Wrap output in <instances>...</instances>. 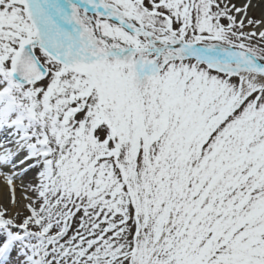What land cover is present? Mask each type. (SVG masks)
I'll return each mask as SVG.
<instances>
[{
  "label": "snow or ice",
  "instance_id": "obj_1",
  "mask_svg": "<svg viewBox=\"0 0 264 264\" xmlns=\"http://www.w3.org/2000/svg\"><path fill=\"white\" fill-rule=\"evenodd\" d=\"M0 182V264H264V0H0Z\"/></svg>",
  "mask_w": 264,
  "mask_h": 264
},
{
  "label": "bare ground",
  "instance_id": "obj_2",
  "mask_svg": "<svg viewBox=\"0 0 264 264\" xmlns=\"http://www.w3.org/2000/svg\"><path fill=\"white\" fill-rule=\"evenodd\" d=\"M3 193H4V188L0 186V202H6L4 200L1 201V199L3 198Z\"/></svg>",
  "mask_w": 264,
  "mask_h": 264
},
{
  "label": "rangeland",
  "instance_id": "obj_3",
  "mask_svg": "<svg viewBox=\"0 0 264 264\" xmlns=\"http://www.w3.org/2000/svg\"><path fill=\"white\" fill-rule=\"evenodd\" d=\"M0 186H2L4 188V185L2 182H0ZM19 194V193H18ZM3 200V198L1 199V201Z\"/></svg>",
  "mask_w": 264,
  "mask_h": 264
}]
</instances>
